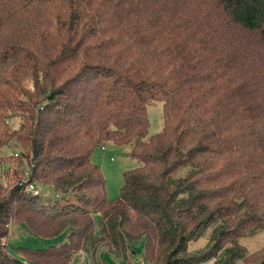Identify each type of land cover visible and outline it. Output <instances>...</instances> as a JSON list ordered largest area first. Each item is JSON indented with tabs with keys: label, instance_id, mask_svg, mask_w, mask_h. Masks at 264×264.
Here are the masks:
<instances>
[{
	"label": "trees",
	"instance_id": "16d2710c",
	"mask_svg": "<svg viewBox=\"0 0 264 264\" xmlns=\"http://www.w3.org/2000/svg\"><path fill=\"white\" fill-rule=\"evenodd\" d=\"M109 142L139 163L115 201L91 161ZM0 165V264L127 259L142 238L149 264H264L239 244L264 231V0H0ZM12 224L69 232L11 254Z\"/></svg>",
	"mask_w": 264,
	"mask_h": 264
},
{
	"label": "rangeland",
	"instance_id": "374dc122",
	"mask_svg": "<svg viewBox=\"0 0 264 264\" xmlns=\"http://www.w3.org/2000/svg\"><path fill=\"white\" fill-rule=\"evenodd\" d=\"M146 112L149 122L148 138L160 133L162 130L163 103L159 101L150 102L146 106ZM10 125L14 126L13 122H11ZM128 151L129 146L127 145L120 146L109 142L104 144L103 149L101 147L96 148L91 155L92 163L97 165L103 174L106 198L108 201H115L118 199L123 185V174L139 166L136 160L127 156ZM9 152L10 150L6 153L8 154ZM3 170H5V166L0 165V176ZM38 190L43 200H55L56 195L52 189L39 187ZM94 221V238H98L101 228V217L99 214H94ZM215 224L216 223L206 228L198 240L189 244L190 250L206 248L212 228ZM68 232L69 230L65 229L56 237L42 238L32 234L24 224H12L6 243L11 254H15L14 249L17 247L42 249L52 245H58L65 241ZM239 244L244 248L246 254L264 247V231H259L251 236L241 238ZM144 246V238L134 240L130 244V253L127 259H123L116 254H112L101 244L93 255L91 244H89L83 251L73 256L70 264H149L144 259ZM205 264L211 263L208 262ZM237 264H240V262Z\"/></svg>",
	"mask_w": 264,
	"mask_h": 264
},
{
	"label": "built area",
	"instance_id": "2783aa9c",
	"mask_svg": "<svg viewBox=\"0 0 264 264\" xmlns=\"http://www.w3.org/2000/svg\"><path fill=\"white\" fill-rule=\"evenodd\" d=\"M28 190L29 192L32 194V195H38L39 194V190L33 186H29L28 187ZM23 264H27L26 262H23Z\"/></svg>",
	"mask_w": 264,
	"mask_h": 264
},
{
	"label": "crops",
	"instance_id": "0c3cea01",
	"mask_svg": "<svg viewBox=\"0 0 264 264\" xmlns=\"http://www.w3.org/2000/svg\"><path fill=\"white\" fill-rule=\"evenodd\" d=\"M23 262H25V261H23Z\"/></svg>",
	"mask_w": 264,
	"mask_h": 264
}]
</instances>
